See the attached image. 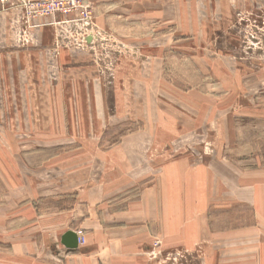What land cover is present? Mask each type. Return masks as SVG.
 Instances as JSON below:
<instances>
[{
    "label": "rangeland",
    "instance_id": "obj_1",
    "mask_svg": "<svg viewBox=\"0 0 264 264\" xmlns=\"http://www.w3.org/2000/svg\"><path fill=\"white\" fill-rule=\"evenodd\" d=\"M83 1L102 37H91L77 24L65 28L56 18L61 15L37 16L15 0H0V162L6 177L11 167L6 162L16 152L55 146L65 158L52 165L62 171L42 173L44 179L66 177L77 185L87 176L89 183L103 181L112 175L102 167L112 160L99 154L122 152L121 138L131 141L135 134L145 143L133 144L129 153L157 164L229 161L233 192L242 183L249 195L257 189L262 194L264 0ZM116 9L121 12L101 16ZM107 19L117 22L110 30L101 25L109 27ZM121 21L126 25L117 27ZM65 49L75 63H63ZM87 56L90 62L84 64L81 58ZM99 87L102 96L93 93ZM96 103H103L104 112L95 110ZM64 122L69 123L66 137L87 136L90 143L52 144ZM85 124L93 125L88 133ZM102 127L101 143L91 142ZM215 206L209 212L213 225L205 232L255 224L249 204L241 210L234 200ZM258 227L261 237L264 224ZM217 239L175 251L157 240L164 254L180 255L178 264L206 260L207 249L225 264L228 242L223 235ZM261 248L249 245L248 253Z\"/></svg>",
    "mask_w": 264,
    "mask_h": 264
},
{
    "label": "crops",
    "instance_id": "obj_2",
    "mask_svg": "<svg viewBox=\"0 0 264 264\" xmlns=\"http://www.w3.org/2000/svg\"><path fill=\"white\" fill-rule=\"evenodd\" d=\"M116 11L121 12L116 9L101 16ZM155 14L161 15V11ZM56 18L65 28L75 27L76 23L66 22L72 17ZM122 18L118 15L119 20ZM130 21L134 20L127 22ZM107 23L109 27L104 22L101 25L110 30L117 22L107 19ZM123 24L126 25L118 22L117 27ZM64 52H67L64 64L75 61L72 53ZM90 58L81 60L87 64ZM84 68L80 69L83 73ZM96 89L93 93L102 96L101 88ZM95 110L104 112L103 103H96ZM64 123L52 144L70 140L90 143L87 136L66 137L69 123ZM83 127L88 133L93 125ZM100 133L91 142L100 144L105 135L103 127ZM131 138V141L121 138L122 152L99 154L112 160L102 167L112 175L103 181L89 183L87 176L77 185L66 177L61 182L44 179L42 173L59 176L56 169L62 171L52 165L65 158L63 149L55 146L16 152L13 160L10 157L6 162L11 166L8 178L2 169L5 164L0 162V264H158L147 253L158 238L163 239L166 249L175 251L189 247L190 243L217 239L219 235L228 242L223 248L227 252L225 264H248L249 259L253 260L252 264H264V231L260 237L258 227L264 224V185L259 187L262 194L257 189L254 195H249L242 183L235 185L233 192L231 162L213 160L212 164L199 167L182 164L183 161L152 163L135 152H128L133 144L145 143V137L136 139L134 134ZM215 166L223 168L222 171L216 172ZM231 200L239 204V210L244 204L254 207V226L238 225L236 229L225 228L221 232L213 228L205 232L206 227L213 225L209 212L217 208L215 204ZM69 231L80 233L85 239L76 250H68L62 244V237ZM249 245L262 248L248 253ZM207 250L206 260L198 264H218L215 255L211 256Z\"/></svg>",
    "mask_w": 264,
    "mask_h": 264
},
{
    "label": "built area",
    "instance_id": "obj_3",
    "mask_svg": "<svg viewBox=\"0 0 264 264\" xmlns=\"http://www.w3.org/2000/svg\"><path fill=\"white\" fill-rule=\"evenodd\" d=\"M16 3L23 5L26 9H30L32 14L37 16H65L72 17L70 22L76 23L85 32H91V37H102L103 32L94 20L93 13L89 7L84 4L83 0H15ZM85 42V40H84ZM81 240H84L81 237ZM162 247L161 241L156 240L148 252L149 258L160 261L162 264H167L172 261L173 264H178L180 255H166L160 250Z\"/></svg>",
    "mask_w": 264,
    "mask_h": 264
},
{
    "label": "water",
    "instance_id": "obj_4",
    "mask_svg": "<svg viewBox=\"0 0 264 264\" xmlns=\"http://www.w3.org/2000/svg\"><path fill=\"white\" fill-rule=\"evenodd\" d=\"M62 244L68 250H76L78 248V236L76 233L69 231L62 237Z\"/></svg>",
    "mask_w": 264,
    "mask_h": 264
},
{
    "label": "bare ground",
    "instance_id": "obj_5",
    "mask_svg": "<svg viewBox=\"0 0 264 264\" xmlns=\"http://www.w3.org/2000/svg\"><path fill=\"white\" fill-rule=\"evenodd\" d=\"M77 236H78V246L80 245V242L81 243H84L85 242V239H84V237L80 234V233H77ZM81 237L84 239V240H81ZM152 248V247H151ZM160 250H162L161 249V247H160Z\"/></svg>",
    "mask_w": 264,
    "mask_h": 264
}]
</instances>
